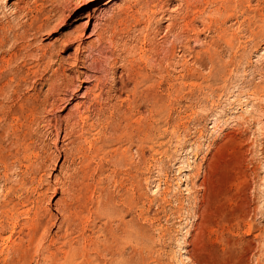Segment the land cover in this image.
Returning <instances> with one entry per match:
<instances>
[{
  "label": "rangeland",
  "instance_id": "rangeland-1",
  "mask_svg": "<svg viewBox=\"0 0 264 264\" xmlns=\"http://www.w3.org/2000/svg\"><path fill=\"white\" fill-rule=\"evenodd\" d=\"M89 1L0 0V264H264V0Z\"/></svg>",
  "mask_w": 264,
  "mask_h": 264
},
{
  "label": "bare ground",
  "instance_id": "bare-ground-1",
  "mask_svg": "<svg viewBox=\"0 0 264 264\" xmlns=\"http://www.w3.org/2000/svg\"><path fill=\"white\" fill-rule=\"evenodd\" d=\"M96 0H90L89 2L90 3H92V2H95ZM203 1V0H202ZM206 1V0H205ZM65 2L61 5V7L59 8L60 10H59V13L60 12H62L63 11V9H64V7H65ZM81 4V3H80ZM188 4H190V3H187V7L189 6ZM85 6L86 5H79L78 7L76 6V8L74 9L75 11H74V13L75 12H77V11H80V10H82V8H85ZM190 7H192V5L190 6ZM172 14V13H171ZM170 14V16H172L173 17V15H171ZM71 15H73V14H70V17H71ZM169 16V15H168ZM175 16V15H174ZM176 17H174V19H175ZM50 20H51V16L50 15H47V17L42 21V23L40 24V25H38L39 27H37V29H36V31L37 32H41V31H43V30H45V29H47L48 27H50ZM67 22V21H66ZM190 23V22H189ZM61 25H62V23H61ZM189 25V24H188ZM169 26V25H168ZM189 27V26H188ZM167 28H169V27H167ZM50 29H51V27H50ZM49 29V30H50ZM192 29H194V28H192ZM95 31H97V30H95ZM95 31H93V33L91 34V35H89L88 36V38H91L92 36H94V35H96V33H94ZM184 31H186V30H184ZM49 32H51V31H49ZM79 33H78V35H72V34H70V35H67V36H65L64 35V38L62 39V41H61V50H67L73 43H75V42H77V41H82L81 43L79 42V45H78V47L76 48V52L77 53H79V51L81 50V46H82V44H83V41H85V40H83V39H85L86 37V35H85V33L86 32H84V31H78ZM98 32V31H97ZM188 32V31H187ZM184 34V33H183ZM186 35V34H185ZM97 36L99 37V35L97 34ZM180 36V35H179ZM178 37V36H177ZM91 44V43H90ZM50 47H52V48H56L57 47V43L56 42H54L53 44H50ZM54 56H55V54L51 51V50H48L47 48L44 50V53H43V57H47L48 58V60H49V62H51V61H53V59H54ZM76 58V59H75ZM79 57H75L74 56V59L76 60L75 61V63H81V66H82V68H84L85 66H86V62H85V60H83V59H81V61H80V59H78ZM65 59L64 58H62V57H60L59 58V63H58V66L55 68L54 67V73H53V75H52V77H50V83H49V88H48V93H49V95H51V94H53V98H54V100H55V102H57L58 100H60L61 98H60V96L61 95H63V93H65V91H71V90H73V88H74V83H75V81L78 79V78H81L82 76H86L87 78H91V77H89L88 75H87V73L85 72V73H82V74H79L78 76H76V78L75 79H73V78H71V79H67L66 77V79H61V78H59L58 77V72H59V70L60 69H63L64 68V63H65ZM52 63V62H51ZM54 65V64H53ZM52 65V66H53ZM74 65V64H73ZM76 65V64H75ZM51 66V64H50V68H53ZM63 67V68H62ZM188 69V72H189V76L192 74V69L189 67V68H187ZM62 73H64V72H62ZM60 75V74H59ZM65 76H67V75H65ZM97 79V77H95L94 78V80H96ZM141 79V78H140ZM12 80V79H11ZM99 80V79H98ZM9 81V80H8ZM6 81L5 82V84H2V85H0V96H4V94H5V92H6V87L7 86H9L10 85V83H11V81ZM13 81V80H12ZM99 83V82H98ZM92 88L93 87H90L89 89H88V91H87V95H89L90 94V92L92 91ZM8 90V89H7ZM77 92V91H76ZM150 92H151V90L150 91H148L147 92V96H153V97H155V99L156 100H154L155 101V103L153 104V106L155 107L154 108V110L155 109H157V111L156 112H158V110H161L162 108L160 107L161 106V103H162V99L160 98V96H158V93H152V94H150ZM38 94V93H37ZM40 94V93H39ZM146 94V93H145ZM25 95V94H24ZM8 96V95H7ZM26 96V95H25ZM31 96V95H30ZM32 96H34V95H32ZM48 96V95H47ZM46 96V97H47ZM28 97V96H27ZM26 97V98H27ZM146 97V96H145ZM152 97V98H153ZM21 98V97H20ZM20 98H18V99H20ZM34 98V97H33ZM38 98V97H37ZM41 98V97H40ZM148 98V97H147ZM151 98V99H152ZM18 99H17V101H18ZM74 98H71L70 100H73ZM154 99V98H153ZM22 100V101H21ZM19 102H20V105H18L19 107H13L9 112H6V113H4V111H1V112H3L6 116H8V114H10V113H13V114H16V115H18V116H15V117H21V116H23L24 114H26L25 112H28V116H33V115H35V113L37 112V110H38V107H39V104H37V102H35V101H32L31 99L29 100V98L28 99H21ZM16 102V101H15ZM39 103V102H38ZM17 104V103H16ZM2 105H4L1 101H0V110H2ZM152 106V107H153ZM75 107L77 108V111L79 112L81 109V107H80V103H78V104H76L75 105ZM80 107V108H79ZM159 107L161 108V109H159ZM88 109V108H87ZM5 110V109H4ZM9 110V109H8ZM76 110V109H75ZM89 110V109H88ZM85 112H87V111H85ZM161 112V111H160ZM82 113V112H81ZM88 113V112H87ZM71 114V113H70ZM75 114H77V112H75ZM72 115H73V113H72ZM78 115H80V114H78ZM84 114H82V117H84L83 116ZM10 116V115H9ZM14 116V115H13ZM26 116V115H25ZM11 117V116H10ZM81 117V116H80ZM79 117V118H80ZM70 118V117H69ZM15 120V119H14ZM83 120V119H82ZM87 120V119H86ZM127 202H129V201H127ZM127 205V204H126ZM122 221H123V219H122ZM123 223V222H122ZM124 223H125V221H124ZM123 223V224H124ZM129 223V222H128ZM128 223H125V224H128ZM41 225V223L40 224H38V226H37V228H35V229H33V231L32 232H30V243L31 244H33L34 243V241H35V239L37 238V236H38V233H39V227H42V225ZM125 226H127V225H124V227ZM123 227V226H122ZM126 228H128V227H126ZM126 228H123L122 229V232H123V235H122V238L124 239V242H125V240L126 239H129V237L132 235V233H131V231H128V229H126ZM121 230V229H120ZM2 232L0 231V240L2 239ZM119 236L120 235H118V233L117 232H115V233H111V238H113V240L112 241H110L111 242V244L112 245H108V244H104L105 245V248H101L102 250H103V252H108L111 256H115V255H118V254H123V252H118L117 253V250H116V248H115V245L114 244H116L117 243V241H118V238H119ZM37 240V239H36ZM127 241V240H126ZM4 242V241H3ZM107 242H109L108 240H106V243ZM6 243H7V241H6ZM126 243V242H125ZM25 244V243H24ZM27 244V243H26ZM31 244H29V245H22V246H20V247H18V248H16L15 250H14V253H13V255L11 256V257H9V256H5L3 259H2V264H26V263H28L30 260H31V257H30V251H31V249H32V246H31ZM7 247V246H6ZM7 249H8V247H7ZM10 252V251H9ZM99 252V251H98ZM100 253V252H99ZM9 255V254H8ZM1 257V256H0ZM100 257V256H99ZM1 259V258H0ZM114 262H115V260H114ZM116 264H127V262H125V263H122V262H120V261H117L116 262Z\"/></svg>",
  "mask_w": 264,
  "mask_h": 264
}]
</instances>
